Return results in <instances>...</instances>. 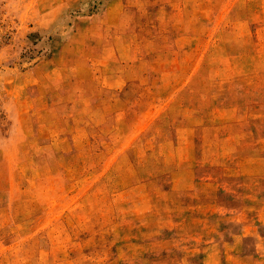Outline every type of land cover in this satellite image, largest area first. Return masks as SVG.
Masks as SVG:
<instances>
[{"label": "rangeland", "instance_id": "1", "mask_svg": "<svg viewBox=\"0 0 264 264\" xmlns=\"http://www.w3.org/2000/svg\"><path fill=\"white\" fill-rule=\"evenodd\" d=\"M0 264H264V0H0Z\"/></svg>", "mask_w": 264, "mask_h": 264}]
</instances>
